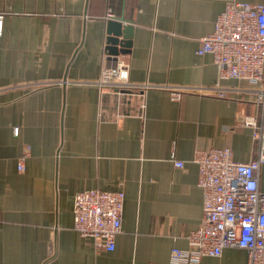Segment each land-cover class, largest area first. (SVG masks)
Instances as JSON below:
<instances>
[{
	"label": "crops",
	"instance_id": "1",
	"mask_svg": "<svg viewBox=\"0 0 264 264\" xmlns=\"http://www.w3.org/2000/svg\"><path fill=\"white\" fill-rule=\"evenodd\" d=\"M227 1L0 0V264H172L188 248L202 219L195 152L229 148L247 163L258 142L241 120L264 123L258 92L219 80L197 53ZM109 23L131 28L127 53L108 54ZM119 62L130 84L152 87H99ZM170 88L193 91L170 100ZM91 189L124 194L111 252L73 230V198Z\"/></svg>",
	"mask_w": 264,
	"mask_h": 264
},
{
	"label": "built area",
	"instance_id": "2",
	"mask_svg": "<svg viewBox=\"0 0 264 264\" xmlns=\"http://www.w3.org/2000/svg\"><path fill=\"white\" fill-rule=\"evenodd\" d=\"M2 32L0 15V37ZM197 53L211 54L219 80L246 82L258 92L257 101L264 104V4L227 1L213 31L200 39ZM96 84L117 90L152 87L130 84L123 62L104 70ZM191 91L170 88L169 99L178 100ZM241 125L253 128L252 138L258 142L255 159L236 162L229 148L195 152L197 187L203 195L202 219L187 236L188 248L172 250V264H198L203 257H220L227 248L245 250L247 264H264V192L258 186L259 168L264 163V123L256 127L254 118L245 117ZM26 156L24 153L20 158L19 170ZM123 204L124 194L120 191L78 192L73 198V230L90 239L95 251H113L121 232Z\"/></svg>",
	"mask_w": 264,
	"mask_h": 264
},
{
	"label": "water",
	"instance_id": "3",
	"mask_svg": "<svg viewBox=\"0 0 264 264\" xmlns=\"http://www.w3.org/2000/svg\"><path fill=\"white\" fill-rule=\"evenodd\" d=\"M108 37L106 50L110 56H118L127 53L130 47L131 28L115 23L108 25Z\"/></svg>",
	"mask_w": 264,
	"mask_h": 264
}]
</instances>
